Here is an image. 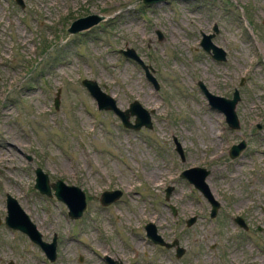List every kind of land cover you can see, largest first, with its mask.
Here are the masks:
<instances>
[{"label": "rangeland", "instance_id": "obj_1", "mask_svg": "<svg viewBox=\"0 0 264 264\" xmlns=\"http://www.w3.org/2000/svg\"><path fill=\"white\" fill-rule=\"evenodd\" d=\"M20 1L0 0V264H108L106 257L119 264H264V0ZM87 14L103 19L66 32ZM213 26L210 42L223 61L200 46ZM127 48L145 69L119 52ZM82 79L119 110L137 101L151 127L124 128L110 110H98ZM200 86L225 98L236 91V128ZM240 140L245 148L230 159L228 148ZM194 166L209 170L205 182L219 203L214 217L179 176ZM37 167L49 182L83 191L79 218L33 187ZM109 189L121 196L102 207L98 195ZM6 194L43 241L55 238L53 261L3 223ZM147 222L182 254L153 244Z\"/></svg>", "mask_w": 264, "mask_h": 264}, {"label": "water", "instance_id": "obj_2", "mask_svg": "<svg viewBox=\"0 0 264 264\" xmlns=\"http://www.w3.org/2000/svg\"><path fill=\"white\" fill-rule=\"evenodd\" d=\"M144 4H153L163 0H140ZM16 3L21 7L22 3L20 0H16ZM103 19L102 16L96 14H87L85 16L77 17L73 19L68 27L66 28V32L68 34H75L90 28L93 25H96L99 21ZM212 33L209 34H201L200 46L207 53H210V56L214 60L223 61L224 60V52L217 46L213 45L210 42L213 33L216 32L215 26L211 29ZM121 54L125 57L132 58L135 60L143 69L145 66L139 60V58L134 54L131 49L119 50ZM154 86L155 82L150 79ZM80 84L87 89L89 94L95 99L98 110H110L113 114L120 118V123L124 128H128L131 130H138L140 127H144L149 129L151 127L150 116L148 111L143 109L137 101H132L128 104V108L123 110H119L115 106V101L112 97L105 94L97 84L90 79H82ZM240 84V83H239ZM201 87V86H200ZM203 91L204 96L207 101L210 103V106H213L222 111L225 116V121L229 128H236V117L234 113L235 103L238 101V96L236 91L232 93L230 98H225L221 96H216L209 94L203 87L200 88ZM58 93L59 89L56 90L54 98H53V107L57 109L58 106ZM136 113L140 115L139 118L134 120L133 122L129 121V117L132 113ZM257 129H259V123L256 124ZM175 143V151L179 155L180 159H182V151L179 145ZM245 148V143L243 140H240L236 144H231L227 150L228 157L233 159L239 155V153ZM29 159V158H27ZM209 174V170L203 167H189L182 170L179 174L180 177L184 178L189 184H191L209 203V217H214L219 203L212 197L207 184L205 182L206 176ZM33 187L37 189V191L46 196H51V194L59 201H61L66 209L67 215L70 219H77L81 216L82 211L85 208V196L83 191L77 186L74 185H66L59 179H55L53 182H49L47 175L40 169H34V183ZM170 187H167L164 192V198L166 199L168 193L170 191ZM121 196V191L119 189L113 190H103L98 196V203L101 206H107L112 204ZM5 216L3 218L4 224L11 228L20 231L34 244H36L44 255L47 257L49 261H53L55 258V238L52 237L50 242L43 241L41 239V234L37 230L35 224H33L27 215L23 212V210L19 207L17 202L6 194L5 196ZM172 212L173 209H172ZM194 221V218L185 220V224L188 226ZM233 221L241 228L245 229V224L239 216L233 217ZM146 237H148L153 243L165 245L167 247H171L176 245V242L172 243H164L163 240L159 237V235L155 232V227L152 223L147 222L144 227ZM182 249L176 247L175 255L180 256L182 253ZM109 264H113L109 259L106 258Z\"/></svg>", "mask_w": 264, "mask_h": 264}, {"label": "flooded vegetation", "instance_id": "obj_3", "mask_svg": "<svg viewBox=\"0 0 264 264\" xmlns=\"http://www.w3.org/2000/svg\"><path fill=\"white\" fill-rule=\"evenodd\" d=\"M163 242L169 244V242H166V241H164V240H163ZM172 242H173V241H172ZM172 242H170V243H172ZM157 245H159V247H162V248H170V247H167V246H165V245H160V244H157ZM182 251H183V250H182ZM181 254H182V253H181ZM174 255H175V254H174ZM175 257H176V256H175ZM104 260H105V259H104ZM111 262H112L113 264H119V263H115V262L112 261V260H111Z\"/></svg>", "mask_w": 264, "mask_h": 264}, {"label": "bare ground", "instance_id": "obj_4", "mask_svg": "<svg viewBox=\"0 0 264 264\" xmlns=\"http://www.w3.org/2000/svg\"><path fill=\"white\" fill-rule=\"evenodd\" d=\"M78 33H79V32H78ZM200 88H201V87H200ZM90 96H91V95H90ZM91 97H92V96H91ZM92 98H93V97H92ZM93 99H94V98H93ZM94 100H95V99H94ZM117 117H118V116H117ZM130 117H135V119H137V118L140 117V115H137L136 113L133 112V113L131 114ZM118 118H119V117H118ZM119 119H120V118H119ZM209 125H210V128H212V127H211V124H209ZM19 147H20V146H19ZM154 175H155V174H154ZM148 180H149V179H148Z\"/></svg>", "mask_w": 264, "mask_h": 264}]
</instances>
